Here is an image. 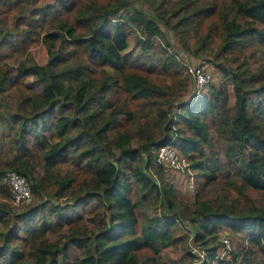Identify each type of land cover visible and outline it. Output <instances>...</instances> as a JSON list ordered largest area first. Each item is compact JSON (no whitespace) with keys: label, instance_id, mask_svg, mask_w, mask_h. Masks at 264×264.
Wrapping results in <instances>:
<instances>
[{"label":"trees","instance_id":"obj_1","mask_svg":"<svg viewBox=\"0 0 264 264\" xmlns=\"http://www.w3.org/2000/svg\"><path fill=\"white\" fill-rule=\"evenodd\" d=\"M28 1V12L15 20L18 28L26 24L22 30L0 23V55L16 51L34 28L49 58L39 63L23 53L0 66V264H168L161 253L177 241L174 227L183 218L211 256L227 226L247 233L248 244L232 249L233 264H264L261 0H179L170 12L164 0ZM208 17L217 18L208 31L217 20L223 29L208 58L221 79L206 94L182 98L188 78L161 81L138 57L152 62L160 38L169 41L166 25L181 28L187 42ZM160 53L159 69L178 76L183 59ZM30 75L40 91L22 88ZM162 145L197 170L195 206L167 181L157 160ZM8 169L23 174L33 193L19 210L5 200ZM216 183L219 191L202 195Z\"/></svg>","mask_w":264,"mask_h":264},{"label":"rangeland","instance_id":"obj_2","mask_svg":"<svg viewBox=\"0 0 264 264\" xmlns=\"http://www.w3.org/2000/svg\"><path fill=\"white\" fill-rule=\"evenodd\" d=\"M5 0H0V23L6 24L8 30H14L20 31L22 30V27L26 26V24H21L20 28L17 27L15 24V20L19 18L20 15L26 14L28 10L30 9V2L28 0H20L19 4L17 5H9L4 3ZM51 0H33L34 4L38 3H45L50 2ZM87 0H82L83 2H86ZM99 1H108V0H99ZM221 2V0H218ZM228 1L230 0H222V4L227 5ZM159 2V0H156V3ZM262 4H264V0H261ZM115 3H119V0H111L109 2V5H115ZM179 0H164L162 4V8H164L166 11L170 12L171 10H175V8L178 6ZM18 6V7H16ZM175 6V7H174ZM262 9H264V5L261 6ZM172 13V12H171ZM170 13V14H171ZM174 18H172L173 20ZM213 19H217L215 17H208L205 20H201L198 23L197 28H191L190 32L186 35L185 39H187V42L183 41L182 29L178 27H168L166 25L165 31L166 36L168 38V42L164 38H160V49L158 51H153V60L151 63L147 65L146 63V56L140 55L138 57L137 55L140 53L139 50L135 51V55L146 64V68L149 70H155L154 73L156 74V77L159 79V77L165 78L166 82L176 84L177 81H175L174 78L179 77L180 79H187V94L183 97L185 98H192L194 93V80L191 75L188 74L186 70V65L191 63H203L207 69H209L211 75H212V83H218L221 79V71H219V68L215 65L216 61H213L214 59L210 60L208 58H213L216 50L219 48L223 41V29L221 24L218 22L213 23V27L211 31L210 27L208 26ZM259 26H262L264 28V22L260 21L258 22ZM196 27V26H195ZM6 30V29H5ZM26 41H24L22 44L19 43L18 49L14 52L11 50L8 51H2V55H0V66H3L4 63L9 64H15V62L21 58L24 57L23 53L32 55L39 63H45L49 58V52L46 43L44 42L43 36L41 34H38L36 32V29H31V31L26 32ZM263 45L264 50V41L261 42ZM131 49V48H130ZM129 49V50H130ZM164 49L168 50L170 53H177V55L183 59L184 68L178 73V76H176L173 73L170 72H164L161 71L159 68L160 64V58L165 56L161 55V51ZM234 51H237L235 49ZM232 54V53H229ZM135 56V57H136ZM210 60V61H209ZM188 63V64H187ZM162 81V79H159ZM186 81V80H185ZM210 82V83H211ZM10 81L6 78L4 80L3 86H9ZM11 86V85H10ZM9 86V87H10ZM8 87V88H9ZM42 85L40 81H38L34 75H30L22 80V88H24L26 91H32L37 92L40 91ZM229 88L232 95V100L234 99V92H233V85L231 82H229ZM0 152H1V146H0ZM190 165V164H189ZM163 172L166 175V179L169 182V184H172L176 189V196L178 199H182L184 202H186L189 206H195L196 204V197L200 192L201 188V178L197 174V170L188 168L184 172L178 171L173 169L169 166H164ZM153 175L156 176V172L153 171ZM194 180L195 182V188L193 189L191 185V180ZM6 182V180H5ZM7 191L11 192V198H5V200L12 203L15 209L19 210L21 208H24L28 206V204L24 203L21 205H16L12 202V190L10 188V185L6 182ZM220 189V183L208 185L205 190L203 191L202 195L205 196H211L212 194L216 193ZM253 196L256 198V193H252ZM4 197L2 194H0V201L3 200ZM60 203H63L62 199L57 200ZM158 210L160 211V208L158 207ZM149 214L153 212V210H147ZM175 234L177 236V241L174 243H171L167 247H165L162 251V257L168 264H189L190 257H189V249L191 246V242L194 238V235L196 233V228L194 224L189 220V218H183L182 220L178 221L177 224L174 227ZM246 235L245 232L240 233H233L232 230L227 227L223 226L221 228V231L219 232V236L222 238L223 236H229L231 240V246L232 249L234 246H246L248 242L246 241ZM233 257L231 260V264H233Z\"/></svg>","mask_w":264,"mask_h":264},{"label":"built area","instance_id":"obj_3","mask_svg":"<svg viewBox=\"0 0 264 264\" xmlns=\"http://www.w3.org/2000/svg\"><path fill=\"white\" fill-rule=\"evenodd\" d=\"M186 66L187 72L194 80V90L196 94H206L207 86L212 80L209 69H207L203 63H191ZM157 160L181 172L190 168L187 159L181 157L178 150L172 145L160 146L157 150ZM5 180L12 190V202L14 204L21 205L32 199L33 193L30 183L23 174L15 169H8L5 172ZM190 186L193 189L195 188L193 179L191 180ZM221 239L222 245L215 256H211L206 248L194 243V240H192L190 246L192 255L189 264H231L232 242L229 236H223Z\"/></svg>","mask_w":264,"mask_h":264}]
</instances>
